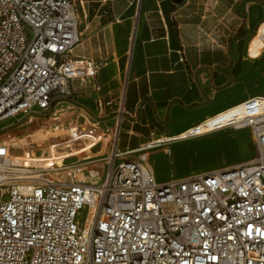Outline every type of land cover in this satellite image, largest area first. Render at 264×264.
<instances>
[{
  "label": "built area",
  "instance_id": "obj_1",
  "mask_svg": "<svg viewBox=\"0 0 264 264\" xmlns=\"http://www.w3.org/2000/svg\"><path fill=\"white\" fill-rule=\"evenodd\" d=\"M75 1L0 0V124L13 121L0 127V264H264V96L225 110L240 117L207 124L221 112L178 136L249 129V160L163 182L149 153L166 142L118 150L121 108L106 126L79 113L44 138L24 135L41 146L5 136L52 118L71 81L96 75L74 54ZM255 40L264 50V20L249 55Z\"/></svg>",
  "mask_w": 264,
  "mask_h": 264
},
{
  "label": "crops",
  "instance_id": "obj_2",
  "mask_svg": "<svg viewBox=\"0 0 264 264\" xmlns=\"http://www.w3.org/2000/svg\"><path fill=\"white\" fill-rule=\"evenodd\" d=\"M75 11L82 37L74 54L92 60L98 71L71 81L66 102L102 126L113 123L121 108L119 151L162 139L166 143L149 158L163 182L176 177L168 164L177 177L196 173L190 167L195 145L227 140L237 148L245 132L253 149L249 129L178 136L245 99L264 96V50L248 53L264 20V0H76Z\"/></svg>",
  "mask_w": 264,
  "mask_h": 264
},
{
  "label": "rangeland",
  "instance_id": "obj_3",
  "mask_svg": "<svg viewBox=\"0 0 264 264\" xmlns=\"http://www.w3.org/2000/svg\"><path fill=\"white\" fill-rule=\"evenodd\" d=\"M76 106L77 105L75 103L69 104L68 102H65L58 106V110L56 111V114L52 116V118L38 119L36 124L22 126L18 129L8 132L5 136L20 137L23 139L22 143H24L23 141L25 140V137L27 135H30L31 132H32L31 136H33V138H38V137L44 138L49 134V129L47 128H49L50 125L52 126L53 123L58 122V118L61 117L60 121L63 123H68L69 121L76 119V116H79V113L81 111ZM60 108L62 109L61 111H60ZM11 122L13 121L12 120L5 121L2 124H0V127L3 126V128H7ZM39 128L44 129V131H39L38 133H34V130L39 129ZM46 129L48 131L47 133H45ZM244 135H245V132H243L242 135H239L240 140H237L238 142L237 148L230 146L227 140H210L206 142L205 144L195 145L194 147L195 154L192 155L190 158L192 162L190 166L191 169L196 172L205 171V170H209L215 167H220L226 164H230V163H233L239 160H245L249 158L250 156H253L254 153H253V149L251 145V140L250 138L249 139L247 138L248 140L243 139L242 136ZM28 142L29 144L33 143V145H36V146L43 145V140H28ZM29 144L27 146H29ZM138 154H139L138 152L133 153L134 156H137ZM172 159H174V163L176 164V155L174 151H173ZM104 161L105 160H101L100 162L95 163L96 164L95 166H97V168L100 171L103 168L101 166H103ZM171 169L174 172H172ZM175 172L178 173L175 166L171 168L168 164V173H173L177 177V174ZM80 176L83 179H87V180L96 179V178H90L86 176V173H83L82 175L80 174Z\"/></svg>",
  "mask_w": 264,
  "mask_h": 264
},
{
  "label": "bare ground",
  "instance_id": "obj_4",
  "mask_svg": "<svg viewBox=\"0 0 264 264\" xmlns=\"http://www.w3.org/2000/svg\"><path fill=\"white\" fill-rule=\"evenodd\" d=\"M256 43H257V41L255 40L254 43H253V46H252V48L254 50L253 54H256L258 52L257 48H256L257 47ZM241 115H242L241 114V110L239 108L230 109L229 111H226L225 113H223L221 116H219V117H217L215 119H212V120L210 119L207 122V124H209L210 126H213V125H215L217 123L225 122L226 120H228L229 118H232L234 116L240 117ZM205 128H206V125L202 124L198 128L191 129V131L189 133H193L197 129L199 130V132H202L203 130H205ZM34 131H36V130H34ZM38 132H35V133H38ZM189 133H187V134H189ZM187 134H185V135H187ZM155 142H158V140L155 141ZM155 142H150V143H155Z\"/></svg>",
  "mask_w": 264,
  "mask_h": 264
},
{
  "label": "water",
  "instance_id": "obj_5",
  "mask_svg": "<svg viewBox=\"0 0 264 264\" xmlns=\"http://www.w3.org/2000/svg\"><path fill=\"white\" fill-rule=\"evenodd\" d=\"M176 2H181V1H183V0H175Z\"/></svg>",
  "mask_w": 264,
  "mask_h": 264
},
{
  "label": "trees",
  "instance_id": "obj_6",
  "mask_svg": "<svg viewBox=\"0 0 264 264\" xmlns=\"http://www.w3.org/2000/svg\"><path fill=\"white\" fill-rule=\"evenodd\" d=\"M244 13V12H243ZM245 16V13L243 14Z\"/></svg>",
  "mask_w": 264,
  "mask_h": 264
}]
</instances>
